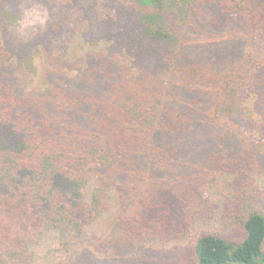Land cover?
<instances>
[{
  "label": "trees",
  "instance_id": "trees-1",
  "mask_svg": "<svg viewBox=\"0 0 264 264\" xmlns=\"http://www.w3.org/2000/svg\"><path fill=\"white\" fill-rule=\"evenodd\" d=\"M257 174L264 0H0V264H264Z\"/></svg>",
  "mask_w": 264,
  "mask_h": 264
},
{
  "label": "rangeland",
  "instance_id": "rangeland-1",
  "mask_svg": "<svg viewBox=\"0 0 264 264\" xmlns=\"http://www.w3.org/2000/svg\"><path fill=\"white\" fill-rule=\"evenodd\" d=\"M256 180L258 184H264L263 175L257 174ZM217 193V191L215 192ZM214 196V195H213ZM217 199L216 197H213ZM116 211V209H114ZM111 215L108 217H103L101 221L99 220L93 226V231L101 233L105 228L108 227L111 222ZM188 241H182V245H186ZM189 244V243H188ZM58 247L56 235L53 232H49L45 235L42 241L36 246V261L35 264H60L62 260L61 254L55 253L56 248ZM186 247V246H185Z\"/></svg>",
  "mask_w": 264,
  "mask_h": 264
}]
</instances>
